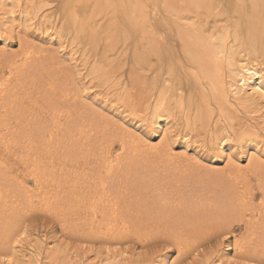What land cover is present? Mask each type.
Returning <instances> with one entry per match:
<instances>
[{
  "label": "bare ground",
  "instance_id": "bare-ground-1",
  "mask_svg": "<svg viewBox=\"0 0 264 264\" xmlns=\"http://www.w3.org/2000/svg\"><path fill=\"white\" fill-rule=\"evenodd\" d=\"M33 29L76 45L82 86L62 57L26 35ZM0 33V264H24L22 250L32 248L49 264H68L69 245L26 240L22 222L32 213L91 245L165 243L177 259L213 228L233 238L227 245L238 259L264 264V117L244 121L264 106V0H0ZM93 87L151 115L158 132L182 122L230 150L225 179L186 162L182 170L171 136L155 144L140 127L117 123V131L114 114L90 108ZM237 139L252 142L246 165ZM201 182L212 187L197 191ZM94 251L82 264L133 260ZM199 252L197 264H225ZM143 255L133 264H162Z\"/></svg>",
  "mask_w": 264,
  "mask_h": 264
},
{
  "label": "rangeland",
  "instance_id": "rangeland-1",
  "mask_svg": "<svg viewBox=\"0 0 264 264\" xmlns=\"http://www.w3.org/2000/svg\"><path fill=\"white\" fill-rule=\"evenodd\" d=\"M17 31L20 33H23L24 28L21 27V29H19ZM2 34H3V32H2ZM26 35H28L33 41L37 42L39 45L44 44L42 46H44V48H46V50H47L46 52L53 50L57 54V57L58 56H59V58L62 57V59H64V61H66L65 66L68 68L67 71L71 75H73L74 78H77L78 80L76 79V81H79V83L82 86V82L84 81V79H87V78H83V79H80L81 81L79 80V78H81V76H83L86 73V69L84 71L85 66L83 65L84 64V60H83L84 56L82 57V53L80 54V52L78 50H75L76 45L72 44L70 46H66V43H67L66 41H68L70 44V39L63 38L58 33L56 36H54V34H51L50 32H46L45 30L38 31L36 29L28 31V33ZM0 36H1V33H0ZM57 39L59 40V43L57 42ZM13 40L14 41H13L11 47L14 50L15 49L17 50L19 48L18 39L13 38ZM4 45H5V42H3L0 39V46H1L0 49L4 48L5 47ZM45 45L48 47L49 50L47 49V47ZM70 47H71V50L73 51L72 53H68V52H70ZM79 50H80V48H79ZM81 73L83 75H81ZM79 75H80V77H79ZM105 94H106L105 92L102 93L103 97H101V93L98 91V88L93 87V88L89 89V95H87V97H88V100L90 103H88V104H89L90 108L96 109V107H97L101 110L104 108L107 110V114H110V115L114 114L111 116L114 117L115 122H112L111 124L113 126H115L117 131H119V129L117 128V123L119 124V126L126 125L127 127L130 126L133 129H137V127H140L139 132L141 133V135H143V137H147V139L150 142L153 141L155 144H159L161 136H163V137L171 136L172 137L171 141H170L171 148H172L174 154L176 153L175 154L176 158H178L177 163H179L180 166L183 167V165L181 163L186 162L187 164L194 166L196 173H197V171L200 172V171H203V169H206L207 172L206 171H204V172L207 173L208 177H209V175H211V172L212 173L215 172V174H212V176H214L212 179H214L215 181H217V179H219L220 177H221V179H225L224 177H222L223 176L222 174H223L224 170H226V168H227L226 166L229 165L227 160H228V157L231 155L230 150H229L230 152L227 151L228 153L227 152L226 153L220 152L218 145L216 143H214L211 139H209V137L206 134H205V137L203 134H200V133L197 136V135H195L196 134L195 131H194V133L191 130L188 131L185 127V124L180 122V121L179 122L181 124L179 123V124L175 125L174 122L171 120L167 126L163 127V130L158 132L156 130L155 124H152V126L149 124L150 121H152L151 115H149V114L143 115L144 113L141 111L138 112L135 110H130V109L124 107L125 105H124L123 100H122V104H120L116 99H114V97L111 98L110 95H108V98H109V101H108V99L105 97ZM261 105H260L259 109H257V113L258 114L260 113L259 114L260 116L258 114L253 113V115L255 116L254 117L252 115L254 119L256 117H258V119L260 120L259 117H264V116H262V114L264 115V113H263L264 112V106H261ZM262 108H263V111H262ZM259 110H261L262 112ZM112 111H114V112H112ZM150 112H151V110H150ZM253 118L250 116V117H248V119L245 118L244 121L246 124H248V126L254 125L255 123L258 122V119L256 121V119L254 120ZM170 119H172V117H170ZM248 120L250 121V123H248L249 122ZM254 121H256V122L254 123ZM161 126H164V124H162ZM116 133H118V132H116ZM191 133H193V134H191ZM117 136H120V134ZM206 136H207V138H206ZM237 140L238 141L235 142V144H236L235 147H233V149L235 151L236 158L238 160H240V163H242L243 165H246L247 161H248L247 160L248 155L246 153L247 151H245V149H247L246 145H250L252 142L248 143L247 140H245V141H243L241 139H237ZM225 141L227 142L226 139H225ZM120 143H121V140H120V138L117 137V139L115 140L113 151L116 150L117 148H119ZM230 143L233 144L232 141H230ZM242 143H243V146H242ZM258 144L259 145H257V147H262L261 146L262 143L259 142ZM178 154H180V155L178 156ZM156 161H157V163H155V166L157 164H160L159 158H157ZM184 168L185 167H183L182 170ZM197 168H200V170H197ZM171 173H172V175H175V176L180 175L178 173L173 174L174 173L173 171H171ZM209 179H208V181H210L212 184L215 183L214 181H212V179H210V180ZM207 183L201 182L202 185L197 186V188H198V189L196 188L197 191L208 190L207 185H209V187H210L211 183L210 184H209V182H207ZM203 185H205V186H203ZM201 188H204V189H201ZM212 194H214V191L213 192L211 191L209 194L211 196H207V197H211V199L213 198L215 200L216 199L219 200V198H220L219 195H212ZM32 214L33 215L26 218L22 222L23 225L24 224L26 225L25 226L26 228L24 227L23 230H25V232H27L29 235V236L27 235L26 240L33 239L35 242L38 240H43L45 242H51V243H53V241H55L56 243H60L61 245H63V244L69 245V248L65 252L67 254V257H68V264H82V262H86V258L84 257L85 252L86 251H87L86 253L93 252L94 249H92V248L94 246H95V248H98V249H95L94 252H96L97 250L98 251L101 250L103 252H105V250L106 251L108 250V251L112 252L113 254L119 253V252L120 253L126 252L127 253L125 255L126 258L130 257L131 259H133L132 261H134L135 263H136V261L141 260L140 258L135 257V256H137L139 254L140 255L144 254L143 257L152 258L154 260V262H162V264H197V262L200 260L199 259L200 255L198 258L196 253H197V251H200L199 253H201V254L204 253V255H206V257L210 256V258H212L213 260H216L218 258L222 259V261H224L225 264H249L247 261H243V260L238 259V257H236L234 255V249L228 248V245H227L229 243L228 240L232 241L233 238L231 237V238L227 239V237L226 236L224 237L223 234L219 235V233L217 234L215 232V230L213 231V228L211 229L212 231H210V234H208L207 236H204V234L199 235V236L197 235L198 238L196 236V240L193 241L194 246H195V248L193 246V250L194 249H196V250H194L193 254L191 253V255H189V256L187 255L183 258L177 259L179 257V255H178L176 246L174 247L173 245H165V243H156L155 244L154 242L151 241L148 243L147 247L143 248L137 241H130V240H132L131 238H127V239L124 238V240H119L120 244H116V242L107 243L105 240H101L98 238V239H95V241L93 242V245H91V244H89V242H87V243H86V241L84 242L83 239L78 240L79 237H77L76 234L75 235L72 234V236H71L70 233L67 234L64 231H62V228L56 219L47 218L48 216L46 217L45 215H41L40 213L39 214L36 213L37 215L35 213H32ZM239 231H240L239 229L236 230V232L238 234H239ZM18 233H21V232L19 231ZM200 237H201V239H200ZM103 241H104V243H103ZM195 241L198 243H196ZM24 242H26V241L24 240ZM199 242H200V244H199ZM26 244L28 245V242H26ZM23 245H24V243L21 246H23ZM63 247H66V246L63 245ZM32 249H31L32 252H30V253L25 251V250H22V253L24 252L25 254H27V257H24V258L20 255L23 258L22 262H24L25 260L28 261L24 264H49V263H47V261L44 257L45 254L44 255L41 254L40 258H38L36 256L35 250L34 249L32 250ZM125 256L121 255L120 259L123 260ZM83 257L85 259H83ZM131 259H125L124 262L128 263ZM76 260H77V262H76ZM180 260H181V262H180ZM132 261H130V264L134 263ZM166 261H167V263H166Z\"/></svg>",
  "mask_w": 264,
  "mask_h": 264
}]
</instances>
